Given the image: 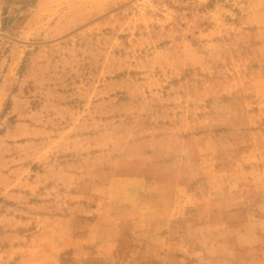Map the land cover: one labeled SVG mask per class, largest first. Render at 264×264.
Instances as JSON below:
<instances>
[{"label": "rangeland", "instance_id": "obj_1", "mask_svg": "<svg viewBox=\"0 0 264 264\" xmlns=\"http://www.w3.org/2000/svg\"><path fill=\"white\" fill-rule=\"evenodd\" d=\"M151 148L183 150L220 212L201 232L219 243L156 261L264 264V194L243 195L240 163L264 156V0H0V264H113L115 163L138 173Z\"/></svg>", "mask_w": 264, "mask_h": 264}, {"label": "crops", "instance_id": "obj_2", "mask_svg": "<svg viewBox=\"0 0 264 264\" xmlns=\"http://www.w3.org/2000/svg\"><path fill=\"white\" fill-rule=\"evenodd\" d=\"M126 159L118 157L116 160V174L107 192L110 196L116 194L117 199L111 205L109 219H101L98 223L99 238L113 251L109 261L113 264H159L156 261L158 258L176 256L171 252L172 243H180L179 254L184 253L182 243H196V249L205 248L207 243H219V236L209 238L201 235L202 231L213 228L219 218L214 186L208 184L206 203L203 204V198L190 188V182L183 175L188 166L183 150L155 151L151 148L149 153L135 158L143 163L138 173L135 170L128 172L137 166L131 160V166L125 167ZM242 160L240 163L253 169V173L244 177V184H247L243 186V195L253 196L256 192L257 195L264 194V185L262 191L258 192L254 188L250 193L255 181L264 179V156L254 155L248 149L242 154ZM132 178L140 181V185L131 186L125 182ZM93 195L87 194L85 198L92 199ZM189 211L195 212L191 220H187ZM188 234L196 236H191L189 240ZM158 239H164L168 248L163 251L157 249V253L153 254L146 253L152 247L151 242ZM94 261L91 255L83 253L74 254L67 264H93Z\"/></svg>", "mask_w": 264, "mask_h": 264}]
</instances>
